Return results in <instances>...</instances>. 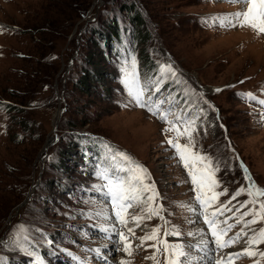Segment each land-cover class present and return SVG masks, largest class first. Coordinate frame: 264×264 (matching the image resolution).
<instances>
[{
	"label": "rangeland",
	"instance_id": "1",
	"mask_svg": "<svg viewBox=\"0 0 264 264\" xmlns=\"http://www.w3.org/2000/svg\"><path fill=\"white\" fill-rule=\"evenodd\" d=\"M133 4L145 21L134 40L124 6ZM245 7L227 0H0V264H166L163 244L149 240L140 246L139 238L154 228L160 229L159 240L183 248L182 264H216L225 257L204 223L188 172L168 144L177 136L166 131L168 121L181 131L195 126L193 151L211 160L219 185L213 191L227 193L213 210L227 205L224 217L247 233L227 251L248 248L240 243L264 229V218L245 228L236 217L250 221L243 214L258 212L264 196L249 203L253 197L238 164L264 190V107L246 97L248 90L264 89V35L213 19ZM115 20L122 40L107 52L96 31ZM133 58L140 84L152 89L144 99L157 115L138 106L123 84ZM168 65L175 77L161 73ZM100 68L103 78L80 88L82 77ZM13 105L21 111H9ZM117 152L147 170L144 184L154 185L152 207L162 215L148 219L134 202L127 227L100 229L111 223L101 220L93 230L94 213L115 214L101 172L136 184ZM134 216H145L139 227ZM121 232L131 255L123 250ZM253 251L242 264H264V243Z\"/></svg>",
	"mask_w": 264,
	"mask_h": 264
},
{
	"label": "snow or ice",
	"instance_id": "2",
	"mask_svg": "<svg viewBox=\"0 0 264 264\" xmlns=\"http://www.w3.org/2000/svg\"><path fill=\"white\" fill-rule=\"evenodd\" d=\"M227 2L231 4H241L246 7L241 11L236 12L231 17H217L213 18L214 20L220 21V26H231V27H248L251 28L257 35H264V0H227ZM132 71L128 72L125 70V77L123 80V84L125 85L128 95L132 97L135 103L142 107L148 108L149 111H152V108L149 106V102L144 99L146 90L148 89V85H141L139 81L138 74L135 72V60L133 58L132 61ZM170 73L172 77H175L176 73L168 66H161V73ZM159 90V85L157 84V89ZM217 91H220L218 89ZM247 98L254 100L256 103H259L262 107H264V100H256L255 97L252 96L251 93L247 94ZM160 103H164L161 101ZM153 115H157V112H153ZM162 120H166V116L160 117ZM179 119V117H177ZM170 127L166 129V131H175L177 133L176 138L169 139L168 144L175 149L176 157H178L179 161L182 163L183 167L187 170L188 176L191 179V183L194 186V191L196 192L195 200L199 204L201 208H203V217L204 223L207 225L208 229L211 232V236L214 238L215 246L217 249L222 250L225 247H230L234 243L238 242L242 236L247 235V233L241 231L237 233L234 237L229 238L228 240H224V237L227 236L228 232L231 231V228L234 225H228L227 227H220V224H227V221H218V214H223V210L227 208V205H222L221 208L216 209L215 211L209 212V208L212 207L213 203L218 199L219 195L227 194L226 191L224 193H215L213 190L218 187V182L214 179V171L212 169L211 160L202 156L197 152L193 151L195 147L194 140L192 137V133L195 131L191 126L185 127L183 131H181L175 124L168 121ZM181 136L187 137V143L181 145L179 143V138ZM115 157H119L122 161H124L128 167V171L133 173V176L130 177L131 180H135L136 184H131L121 180H114L106 171L101 172L98 178L107 180L106 188L107 193L111 197V203L113 208L115 209V215L120 224L127 227L128 220L125 218L127 214V210L134 206V201H141L142 197L140 193L144 191H150L153 195L149 196L148 201L155 200V190L154 185L144 184L145 179H149L147 174V170L144 169L140 165L134 164L131 161V158L128 157L124 153H115ZM114 157V158H115ZM174 157V158H176ZM199 165V167H197ZM243 167V165H241ZM245 171H247L245 169ZM246 179H250L249 177H245ZM244 189L239 190L232 196V199H236L238 195L243 192ZM248 195L250 197H260L264 196V190H260L255 187L254 184H250L247 189ZM208 193H212L209 197ZM231 203V201H229ZM249 203L255 204L256 200L253 198L249 201ZM246 204H242L241 207H246ZM162 209L159 207H152V204L149 203L144 211L147 213L148 219H150L153 215L159 216V213ZM193 211H197V209H192ZM239 211V209H237ZM244 216H252L253 218L250 221L244 222L241 217H236L237 223H243L244 227L247 228L251 224L257 223V218H264V203L259 205V211H250L243 214ZM145 219V216H134L132 218L133 222L136 224V227L140 226L141 221ZM162 219V217H161ZM105 231H107L105 229ZM129 233L135 235V230L133 228L128 229ZM159 228H154L151 230V233H146L144 236L140 237V246H143L147 241L152 240L156 241L157 244H163V251L167 254L166 264H182L181 257H185L186 253L180 245H169L166 240H159ZM170 233L166 232L165 236ZM179 235L178 232L174 233ZM120 241L124 243L123 250L131 255V244L128 242L127 237L123 232L119 233ZM204 243H207L204 241ZM248 244V248H246L243 252L230 254L228 256V260L231 262L233 258H239L242 255H247L252 257L256 255L255 252L251 250L252 245L264 243V229H261L258 233L253 234L246 241ZM157 244H153L152 247L156 249V252H160V248L157 247ZM261 257H264V253L260 254ZM148 259L156 260L155 256H150ZM157 264L159 262L157 261ZM216 264H223L222 260H217Z\"/></svg>",
	"mask_w": 264,
	"mask_h": 264
},
{
	"label": "trees",
	"instance_id": "3",
	"mask_svg": "<svg viewBox=\"0 0 264 264\" xmlns=\"http://www.w3.org/2000/svg\"><path fill=\"white\" fill-rule=\"evenodd\" d=\"M124 6H125V10L127 11V14L130 13L129 20H130V23L132 24V26L130 25L131 26L130 35H132V39L134 40V38H138V36L139 37L141 36L142 34L141 27L144 26L145 21L141 13L138 12V10H136L135 8L136 6L134 4L131 5L133 7H130L128 5H124ZM96 33H98V35L103 38L104 48L107 52H109L111 49L114 50L112 45L115 41L122 40V28L119 27V24L117 23V21L114 22V24L111 26H106L105 29L103 30H97ZM103 75H104L103 68L94 70L92 73H89V75L82 77L80 88H84L88 90L91 80H94V79L100 80L103 78ZM11 110L21 111L20 109L15 108L14 105L9 107V111ZM85 134L87 133H82L80 135H85Z\"/></svg>",
	"mask_w": 264,
	"mask_h": 264
},
{
	"label": "bare ground",
	"instance_id": "4",
	"mask_svg": "<svg viewBox=\"0 0 264 264\" xmlns=\"http://www.w3.org/2000/svg\"><path fill=\"white\" fill-rule=\"evenodd\" d=\"M152 93V89H150L149 93H148V97L151 96ZM57 122V121H56Z\"/></svg>",
	"mask_w": 264,
	"mask_h": 264
},
{
	"label": "water",
	"instance_id": "5",
	"mask_svg": "<svg viewBox=\"0 0 264 264\" xmlns=\"http://www.w3.org/2000/svg\"><path fill=\"white\" fill-rule=\"evenodd\" d=\"M56 124H58L57 122H56ZM56 127H57V125H56ZM56 132V128H55V131H54V133ZM46 149V148H45ZM48 149V148H47ZM45 151H47V150H45Z\"/></svg>",
	"mask_w": 264,
	"mask_h": 264
}]
</instances>
